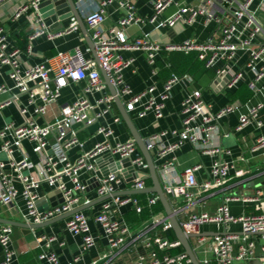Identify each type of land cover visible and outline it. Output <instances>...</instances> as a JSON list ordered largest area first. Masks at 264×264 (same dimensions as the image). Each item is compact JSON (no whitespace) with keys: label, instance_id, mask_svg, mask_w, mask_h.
<instances>
[{"label":"built area","instance_id":"obj_1","mask_svg":"<svg viewBox=\"0 0 264 264\" xmlns=\"http://www.w3.org/2000/svg\"><path fill=\"white\" fill-rule=\"evenodd\" d=\"M46 1L48 0H0V12L7 15V20L18 22L24 18L33 28L29 36V51L32 49L31 43L36 38L47 34L44 14L39 9ZM76 1L83 3L86 0ZM114 1L116 0H100L96 10L85 16V23L90 30L101 68L109 77L117 96L130 115L144 118L153 113L156 119H162L174 87L181 82L194 80L190 75L180 77L172 75L162 83V91L158 95H155L156 84L140 93H134L124 80V71L132 66L133 61L124 59L120 54L122 50L144 51L156 76L160 72L156 62L162 51L184 54L197 52L199 59L205 62L206 68H214L218 63H225L218 70L216 81L221 82L228 76L226 90L237 89L245 80L247 69L253 74V79L247 84L249 90L255 96L264 95V87L258 85L264 80V26L258 17V11L264 10V1L253 9L256 0H202L207 4L201 6L186 3L179 5L176 0H156L154 13L149 21L157 24L158 28L173 29L180 22L191 25L199 17L204 19L205 25L211 23L219 25L218 38L212 37L202 43L187 40L165 47L147 38H131L129 30L145 22L136 12L132 0H121L126 15L106 30L104 28L107 20L106 9ZM8 4H12L11 12L3 10ZM173 4L178 5L177 11L170 17L162 18L163 12ZM76 27L77 22H74L70 29ZM47 35L53 38V34ZM257 39L260 40L259 44L255 43ZM240 51L248 53V61L242 70L235 67V60ZM20 56L21 50L12 46L9 31L0 24V64L9 67L10 78L14 82L11 89L5 85L0 86V95L15 89L19 95L27 96L25 106L19 104V95L0 103V110L11 103L16 104L25 119L20 125L7 123L0 128V154L7 158L6 161L0 158V206H13L18 197L22 196L25 200L23 213L25 223L39 224L88 205L96 199L121 193L125 186L124 190L127 191L148 188L146 183L148 177H143L148 173V164L134 139L120 141L114 127L98 125L101 119L106 117H110L114 125H119L123 123V118L117 112L114 96L97 69L96 61L93 58H86L82 50L76 48L73 53L59 52L55 57L46 58L35 66L22 69ZM82 81L86 83L83 94L74 102L62 105L58 116L52 120H45L42 124L34 120L33 116L45 119L50 108L61 98L62 91L71 84ZM93 94H97L98 97L91 100L89 95ZM242 107L243 104L238 101L214 112L212 105L203 99V92L195 90L188 93L182 102V129L165 130L145 140L169 201L188 199L192 197L193 189H197L201 194L220 193L222 196V203L216 213H195L180 222L185 234L196 235L190 238L196 257L198 258L200 254H212V258L203 257L199 261L200 264H235L236 261L254 260L257 242L252 236H261L264 239V213L234 216L230 211L232 202L243 201L264 205V193L260 189H255L252 194L233 192L240 182L229 184L232 175L236 180L245 176L244 170L238 168L235 161L218 159L202 183L197 179V173L203 169L202 164L189 167L181 174L178 172L176 152L185 142L194 145L203 155L212 157L222 155V147L213 144L214 134L220 130L221 120L240 111ZM246 108V112L239 117L237 131L252 123L257 127L262 126L258 114L264 109V102ZM31 110L33 116H30ZM95 125H98L95 132L82 140L80 134ZM96 138L99 139L92 148L86 149V144ZM24 141L33 143V152L40 157L37 176L25 174L26 171L35 168V164L23 147ZM75 148L80 153L76 159L70 160L67 154ZM262 150L264 136L258 137L251 146L253 153ZM125 162L130 163L131 169L125 166ZM7 167L20 179L21 191L12 183L6 171ZM104 172L107 174L104 175ZM125 172L132 177L130 181L126 180ZM43 184L53 188L60 197L56 205L39 212L38 208L47 203V198L39 196L37 192ZM158 201V196L152 194L147 205L153 207ZM128 205L138 213L144 209L134 196L118 195L100 203V209L93 215L94 222L102 230L111 250L121 248L130 237L128 225L114 216L115 210ZM86 211L75 213L65 220V229L82 238L84 252L94 248L98 239ZM154 219L146 231L147 246H157L160 251L182 246L178 240L170 242L158 233V228L163 231L171 229L167 217L155 215ZM206 225L216 226L220 232L213 235L201 233V228ZM232 225L240 226L241 234L230 232L229 227ZM13 233V226L0 223V247L3 251L0 264H12L16 257V252L12 248ZM54 239L46 235L38 238V248L41 250L39 260L60 264L58 255L50 250ZM235 244L238 245L237 254H234ZM261 255L264 259V247H261ZM103 257L106 258L107 255ZM190 263L191 260L186 253L175 256L165 254L161 257L154 255L150 261L141 257L137 262V264ZM70 264H81L80 257L73 258Z\"/></svg>","mask_w":264,"mask_h":264},{"label":"crops","instance_id":"obj_2","mask_svg":"<svg viewBox=\"0 0 264 264\" xmlns=\"http://www.w3.org/2000/svg\"><path fill=\"white\" fill-rule=\"evenodd\" d=\"M49 1V0H48ZM54 1V0H53ZM100 0H86L83 3H77V9L82 17L85 25L83 30L75 17L71 13L70 6L67 1L62 0L58 3V6L54 4H47L43 8L44 19L46 23V33L53 34V38H50L47 34L36 38L32 43V49L29 51V36L33 32L31 25L22 18L18 22H12L7 20V15H3L0 12V24L4 25L10 34V42L12 46H16L21 50L20 62L21 68L25 69L30 66H35L44 61L46 58L55 57L59 52L73 53L76 48H80L86 58H93L95 60V49H92L89 45L85 33L91 37L90 30L85 23V16L97 8V4ZM136 12L142 17L145 22L140 26L131 28L129 35L131 38H147L149 41L154 42L162 47L169 44H180L187 40L196 42H205L209 38H218L219 25L211 23L205 25L202 17L197 18L193 24L177 23L173 29L158 28L157 24L151 23L149 20L154 13V2L156 0H132ZM264 0H256L253 9L258 7ZM47 2V1H46ZM52 2V1H51ZM179 5L192 4L195 6H201L207 4L202 0H176ZM178 5L173 4L168 7L162 15V18L170 17L174 14ZM12 4H8L5 7L6 11H12ZM2 10V11H3ZM126 15V10L121 6V0H116L108 6L106 9L107 20L104 24V28L107 30L111 26L115 25L120 18ZM229 17V16H228ZM258 17L260 22L264 26V10L258 11ZM27 23H25V22ZM77 22L75 29H70L71 25ZM25 25L24 31L22 26ZM23 35L28 38V43L24 49L19 47V43L23 40ZM17 40V41H16ZM256 44L260 43V40L255 41ZM121 56L126 60H132L133 64L124 71V80L132 88L134 93H140L150 87L152 84H156L157 90L155 95H158L162 91V83L164 80L160 79L159 74L162 69V65L169 68L171 62L175 59L179 52H167L162 51L160 57L156 62V66L160 72L156 76L153 67L148 63L147 55L142 50H122ZM248 61V53L240 51L237 54L235 60V67L237 69H243L245 63ZM97 69L101 72L100 66L96 63ZM225 63H218L214 68H206L202 73L197 76L190 75L193 78V82H181L176 85L172 91L171 99L166 103L164 111V117L160 120L156 119L153 113H149L144 118H139L135 115H130L134 121V124L140 133V135L146 140L149 137L158 134L165 130H181V108L182 102L188 93L195 90L203 92V99L212 105L213 111L217 112L222 107L229 103L240 102L243 107L240 111H237L220 122V130L214 134L213 144L220 146L223 149L221 156H207L203 155L194 145L189 142H185L180 149L176 152L178 159V172L181 174L183 170L202 164L203 169L197 173V179L200 183L204 182L208 177V173L213 164L220 158L225 161H235L238 168H242L245 172V176L242 179L236 180L233 175L229 184L240 182L233 192L240 194H252L255 189H260L264 193V150L253 153L251 151L252 143L260 136H264V109L258 114V120L262 123L261 127H257L255 123H252L245 127L241 131H237L236 128L239 125V117L246 112L247 106H255L258 103L264 102V95H254L249 88L248 82L253 79V74L246 69L245 80L241 82L237 89L228 91L225 89V83L228 80V76L221 82H217L218 70L221 69ZM103 76V74H102ZM172 76V75H171ZM7 86L8 88L14 87V82L10 78V69L7 66L0 64V86ZM259 86L264 87V80L258 83ZM86 83L84 81L71 84L62 91L61 98L53 105L46 118H38L33 116L34 120L40 124L45 120H52L58 116L60 107L65 104L74 102L78 97L83 94ZM19 95L17 90L8 91L0 95V103L7 100H11L14 96ZM97 94L89 95L91 100L97 98ZM19 104L25 106L27 104V96L19 95ZM117 112L120 114L117 106ZM24 118L19 112L16 104L11 103L0 110V128L7 123H15L20 125L24 122ZM98 125H111L114 127L118 140L125 141L133 139L132 134L128 126L123 120L122 124L114 125L110 117L101 119ZM98 125L88 128L80 134V138L85 140L92 132H95ZM227 134V135H226ZM96 138L93 141H89L86 144V149H91L95 144ZM23 147L25 151L31 157V160L35 164V168L26 171L25 174H31L37 176L38 164L40 163L39 155L33 152L34 144L29 141H24ZM139 148V147H138ZM140 150V149H139ZM77 148L68 152L70 160H74L79 155ZM19 157V153L17 154ZM0 158L7 160L6 156L0 154ZM245 160V161H243ZM7 173L11 178L12 183L20 191L22 190V184L16 174L7 167ZM259 182V183H257ZM150 187V186H148ZM126 186L123 188V192L127 191ZM39 196L46 197L49 206L56 205L59 202V194L54 191L50 186L43 184L37 190ZM192 197L180 198L177 202H172L173 209L176 212V216L181 222L188 218L191 214L207 212L214 214L217 212L219 205L222 203V196L220 193H199L197 189H193ZM145 200H139L141 205L150 209L149 215L146 219L141 217V213L136 212L130 205L124 206L115 210L114 216L116 219L123 221L128 225L130 231V237L126 240V243L118 250H111L107 240L104 238L102 230L94 222L93 215L100 209V204H97L89 209L86 213L90 217V224L93 232L98 237L97 244L89 251H83L82 238L77 235H73L65 229V220H60L37 230H31V232L24 231L21 228L14 227V233L12 236V248L16 252V257L12 261V264H50L47 261L39 260L41 250L38 248V238L46 235L54 237V241L51 245V251L55 252L60 260V264H70L73 258L80 257L81 264H137L138 260L143 257L146 261H150L157 255L154 247H149L146 244L145 236H147V228L153 222L155 215L160 217H167L164 207L162 211L156 212L153 207H149L148 199L152 194H147ZM134 196V195H133ZM93 197V196H92ZM264 198V197H263ZM264 202V199H263ZM177 203V204H176ZM45 204V205H46ZM261 207V208H259ZM25 211V200L22 196H19L16 203L10 207L0 206V219L11 220L14 222H24L23 213ZM230 211L232 215L239 216L242 214L264 213V205L252 204L250 202H232L230 204ZM161 229V228H158ZM230 232L241 234V228L238 225H232L229 227ZM216 232H220L216 226L206 225L201 228V233L207 235H213ZM252 239L257 242L256 258L254 260L244 262L236 261L235 264H264V259L261 255V247H264V240L261 236H252ZM238 253V245L234 246V254ZM184 254V253H181ZM178 254V255H181ZM107 255L106 258L103 256ZM212 258V254L206 255L200 254L198 260L203 257ZM3 258V251L0 247V261Z\"/></svg>","mask_w":264,"mask_h":264},{"label":"water","instance_id":"obj_3","mask_svg":"<svg viewBox=\"0 0 264 264\" xmlns=\"http://www.w3.org/2000/svg\"><path fill=\"white\" fill-rule=\"evenodd\" d=\"M52 1V2H51ZM62 1V0H49L47 2H44L40 5L39 9L40 11L43 13V8L47 5V4H52L54 2V4H56L58 6V3ZM68 2L70 9H71V13L72 15L75 17V19L77 20L79 26L84 30L85 29V25L84 22L82 20V17L77 9V5H76V0H65ZM13 4V3H12ZM8 6V5H7ZM85 37L89 43V45L91 46L92 49H95V45L94 42L92 41L90 35L87 33H85ZM95 61L96 63L100 66L101 65L99 63V60L95 54ZM102 70V74H103V78L108 86V89L110 91V93L112 94V96H114V101H115V105L117 106L124 122L126 123V125L128 126V128L131 131L132 137L134 139V141L136 142V144L138 145L140 151L142 152L144 158L146 159V162L148 164V173L146 175H143V177H148L149 179H151L152 181V186L144 189V190H128L125 192H121V193H117V194H113L112 196L108 195L99 199L94 200L93 202H91L88 205H84L81 206L67 214L58 216L50 221L44 222V223H39V224H27L24 222H14L11 220H5V219H0V223L2 224H6V225H10L13 227H17V228H21L24 231L27 232H31V230H37L40 228H45L47 226H50L51 224H54L55 222H58L60 220H64L67 219L68 217L72 216L75 213L81 212V211H85L97 204L102 203L105 200L110 199L111 197L114 196H118V195H138V194H154L157 195L159 198V201L161 202L162 206L164 207L165 213L167 215V218L170 222L171 228L172 230L175 232L176 238L177 240L181 243V245L183 246L186 255L189 257V259L191 260L192 264H200L198 258L196 257L192 244L190 242V238L195 237L191 236V235H187L184 233V231L181 228L180 222L176 216V212L174 211L168 197L166 196L159 176L157 174V168L156 165L154 163V159L152 154L150 153V151L147 148L145 139L140 135V133L138 132L134 121L132 119V117L130 116V114L127 112L124 103L121 101V99L119 98V96H117L116 90L114 88V86L112 85V83L110 82L109 77L107 76V74ZM125 166L128 167L129 169H131L130 163L129 162H125ZM107 173L104 172V175H106ZM125 178L127 181H130L132 179V177L127 174L125 172ZM259 183V182H257ZM54 206V204H53ZM50 208V206L48 204H46L45 206L39 207L38 211L39 212H43L45 210H48Z\"/></svg>","mask_w":264,"mask_h":264},{"label":"trees","instance_id":"obj_4","mask_svg":"<svg viewBox=\"0 0 264 264\" xmlns=\"http://www.w3.org/2000/svg\"><path fill=\"white\" fill-rule=\"evenodd\" d=\"M24 26L25 25L22 26V31H24L25 29ZM22 39L23 40L19 43V47L24 49L26 47V44L28 43V40H27L28 38L26 37V35L25 36L23 35ZM198 55L199 54L197 52H191L189 54H184V53L177 54L175 56L176 58L172 60L171 62L172 64L169 68L162 65V69L159 74L160 79L165 81V80H168L171 77V75H176L180 77V76H184L185 74H190L193 76H197L199 73H202L205 70L206 66H205V62L201 61ZM146 183H147V186H152L151 179L148 178ZM147 196H148L147 194H138V195H134V198L144 201ZM153 209L156 212L162 211L163 206L161 202L158 201V203ZM149 210L150 209L148 208L143 209V211L141 212V217L146 219V217H148L149 215ZM158 233L170 242H174L177 240L175 232L172 230V228L167 231L158 229ZM154 249L157 252V255L159 257L165 254L175 256L181 253H185L183 246H180L175 249L168 250V251H160L157 246H155Z\"/></svg>","mask_w":264,"mask_h":264},{"label":"rangeland","instance_id":"obj_5","mask_svg":"<svg viewBox=\"0 0 264 264\" xmlns=\"http://www.w3.org/2000/svg\"><path fill=\"white\" fill-rule=\"evenodd\" d=\"M3 156V154H1ZM264 240V239H263Z\"/></svg>","mask_w":264,"mask_h":264}]
</instances>
